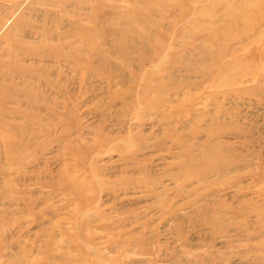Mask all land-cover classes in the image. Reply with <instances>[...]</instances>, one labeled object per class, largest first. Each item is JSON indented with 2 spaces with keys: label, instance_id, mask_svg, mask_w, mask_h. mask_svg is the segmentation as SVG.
<instances>
[{
  "label": "rangeland",
  "instance_id": "374dc122",
  "mask_svg": "<svg viewBox=\"0 0 264 264\" xmlns=\"http://www.w3.org/2000/svg\"><path fill=\"white\" fill-rule=\"evenodd\" d=\"M0 264H264V0H0Z\"/></svg>",
  "mask_w": 264,
  "mask_h": 264
}]
</instances>
